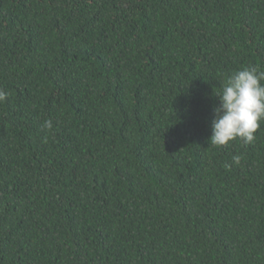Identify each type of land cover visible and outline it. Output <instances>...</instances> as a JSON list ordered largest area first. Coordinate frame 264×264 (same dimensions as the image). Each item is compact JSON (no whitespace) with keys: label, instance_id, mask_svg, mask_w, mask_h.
Returning a JSON list of instances; mask_svg holds the SVG:
<instances>
[{"label":"trees","instance_id":"1","mask_svg":"<svg viewBox=\"0 0 264 264\" xmlns=\"http://www.w3.org/2000/svg\"><path fill=\"white\" fill-rule=\"evenodd\" d=\"M249 65L264 0H0V264H264V122L209 143Z\"/></svg>","mask_w":264,"mask_h":264},{"label":"clouds","instance_id":"2","mask_svg":"<svg viewBox=\"0 0 264 264\" xmlns=\"http://www.w3.org/2000/svg\"><path fill=\"white\" fill-rule=\"evenodd\" d=\"M261 81H264V71L251 65L237 70L228 78L220 92L215 94L220 103L213 109L215 119L209 143L226 146L236 139L245 145L254 142L261 122H264V84ZM7 96L8 93L0 89V102ZM43 127L51 130L52 120H45ZM232 160L239 164L241 157L234 155Z\"/></svg>","mask_w":264,"mask_h":264}]
</instances>
